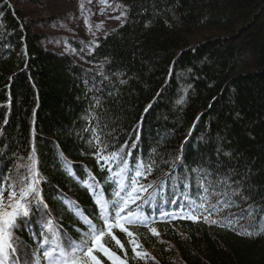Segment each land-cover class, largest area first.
Masks as SVG:
<instances>
[{
	"label": "trees",
	"instance_id": "trees-1",
	"mask_svg": "<svg viewBox=\"0 0 264 264\" xmlns=\"http://www.w3.org/2000/svg\"><path fill=\"white\" fill-rule=\"evenodd\" d=\"M107 1L125 7V20L80 55L84 67L44 49L34 21L15 0H0V187L28 175L34 149L42 200L39 211L33 205L17 220L14 237L40 256L50 220L62 237L79 241L76 229L87 227L66 201L100 229L94 194L83 185L94 177L111 200L116 184L108 176L127 163L130 185L142 163L139 183L154 186L145 193L154 202H139L148 227L129 230L148 257L133 260L126 237L114 230L127 264H264V0ZM112 153L124 159L106 165L102 156ZM202 187L209 194L241 190L242 208L259 212L234 227L255 235L231 230L226 212L212 217L218 224L173 219Z\"/></svg>",
	"mask_w": 264,
	"mask_h": 264
},
{
	"label": "snow or ice",
	"instance_id": "snow-or-ice-1",
	"mask_svg": "<svg viewBox=\"0 0 264 264\" xmlns=\"http://www.w3.org/2000/svg\"><path fill=\"white\" fill-rule=\"evenodd\" d=\"M81 8L83 9V0H81ZM116 19H119V17H116ZM96 27L102 28V25H97ZM97 144H99L98 138ZM124 147H127V145ZM34 151L33 149V156L30 158L31 162L28 165V175L19 180L17 184H9L7 188L0 187V264H41V260H43L44 264H103L100 257H103L108 264H127L128 251L125 249L124 243L114 234V230L124 234L126 237V243L133 253V260H144L148 257L146 252L137 251L141 245L138 243V238L129 230L130 227L138 225L148 227V219L140 211V208L144 205L139 202L144 201L145 204L154 202V198L151 196L145 201V193L154 186L139 183L138 178L144 175V165L142 163L136 164V170L130 185L126 186L125 184V174L130 171L127 163L117 172L108 176L106 182L116 184V188L112 192L114 198L111 200L105 199L103 190L95 182L94 177H90L93 183L83 185L94 194V202L98 207L99 218L103 221V226L100 229H97L96 225L85 217L76 205L66 201L69 210L73 211L77 218L87 227L86 232L76 229L81 239L79 241L74 240L67 233H64L62 237L61 230L48 220L46 229H42L40 233L42 239L37 244V249L43 250L42 254L38 256L36 250L22 246L21 242L14 237V232L20 227L17 224V220L28 218L30 215L29 209L33 205L38 206V211L40 210L39 206L42 205L38 187L40 174L37 170ZM103 151L104 149L97 148L98 163L101 158L99 154ZM122 151L123 149H121ZM102 159L106 165H110L111 161H119L124 159V157L120 153H112L102 156ZM61 160L68 174L73 175L70 162L62 156ZM108 171L111 172L110 166ZM148 173H151V167L148 168ZM115 177H119V179H114ZM144 178L146 179L147 177L145 176ZM220 183L231 187L226 180L220 181ZM126 187L127 191L125 190ZM5 192H8L7 198H5ZM202 192L204 194L200 195L198 199L188 200V211H184L182 208L180 212L171 214L173 219H188L193 222H201L202 217V222L205 224H218L220 221L212 219V217L226 212L229 214L228 223L233 226L231 230L237 231L238 235H255L254 232L246 229L237 230L234 227L235 224L244 219L251 220L259 212V209L250 204L247 208H242V204L247 203V197L242 195L241 190L233 189L231 193L222 191L209 194V189L202 187ZM187 195L185 192L184 197L187 198ZM210 195L217 196L215 203L211 202ZM220 196H223V199H219ZM234 197H239V200L234 199ZM175 199L174 197L172 203H175ZM134 205H138V207H133ZM110 208L111 212L109 211ZM237 208L241 210L238 212L232 211ZM166 215L168 214L166 213ZM260 220L261 223L258 226L260 232L264 233V215H261ZM149 232L152 236L159 235L155 228H149ZM109 244H111V247H109ZM112 248L123 253V258L117 255Z\"/></svg>",
	"mask_w": 264,
	"mask_h": 264
},
{
	"label": "rangeland",
	"instance_id": "rangeland-1",
	"mask_svg": "<svg viewBox=\"0 0 264 264\" xmlns=\"http://www.w3.org/2000/svg\"><path fill=\"white\" fill-rule=\"evenodd\" d=\"M15 5L34 21L35 32L44 37V49L69 54L84 67L89 65L80 55L90 54L97 38L125 20V7L107 0H83V9L81 0H15Z\"/></svg>",
	"mask_w": 264,
	"mask_h": 264
}]
</instances>
